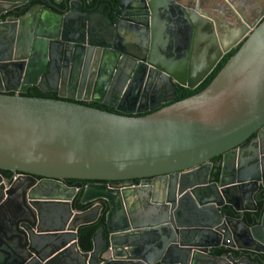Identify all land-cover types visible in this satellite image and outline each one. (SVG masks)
Returning a JSON list of instances; mask_svg holds the SVG:
<instances>
[{
	"label": "water",
	"instance_id": "water-1",
	"mask_svg": "<svg viewBox=\"0 0 264 264\" xmlns=\"http://www.w3.org/2000/svg\"><path fill=\"white\" fill-rule=\"evenodd\" d=\"M113 1V21L103 13L87 33L81 14L83 21L67 26V51L76 48L67 65L74 99L101 102L111 92L116 112L0 93V170L110 182L87 185L79 201H105V228L83 251L78 230L97 220L102 205L73 210L68 200L67 214H54L57 226L43 230L26 214L23 236L6 238L0 264H258L252 260L264 255V0ZM5 7L0 3V14ZM44 9L53 15L45 30H65L58 8ZM30 15L19 22L29 24ZM159 17L166 24L156 26ZM31 20L36 36L45 38L41 17ZM4 27L0 19V32ZM125 36L132 47L145 48L148 38L161 47L124 53ZM34 44L23 50L18 42L0 62H25ZM235 48L203 90L173 101L176 86L196 88ZM201 49L202 66L195 56ZM110 54L135 60L120 81L117 63L108 69ZM55 200L46 203L63 204Z\"/></svg>",
	"mask_w": 264,
	"mask_h": 264
},
{
	"label": "flooded vegetation",
	"instance_id": "flooded-vegetation-1",
	"mask_svg": "<svg viewBox=\"0 0 264 264\" xmlns=\"http://www.w3.org/2000/svg\"><path fill=\"white\" fill-rule=\"evenodd\" d=\"M59 4H55L53 0H0V3L5 7V11L0 14L1 23L6 24V31L4 33L0 32V55L11 54L10 49L15 50V46L19 42L20 45L25 50V46L29 43L34 42L35 46L31 52H29L27 60L25 62H16L15 64H10L9 62H0V93L2 94H18L25 95L35 93L39 94L40 98L47 99H60L70 102H75L90 107L98 108L101 110L116 112L114 106L113 94L111 92H106L101 98V102L94 100H76L75 93H72L69 88L70 79V65H67V54L68 58L76 48H70V53L67 51V36L69 31H67V26L70 24H79L83 21L86 15L87 29L88 25L90 28H98V20L103 13H108L110 19L113 21V9L115 6V1L113 0H60ZM70 5V8L66 7ZM40 5V7H39ZM37 6L39 7L37 9ZM58 8L60 15L65 19V30H58L53 27L51 30H45L44 23L47 20L53 18L52 13L47 12V10H54ZM31 14L30 19L27 23L23 21L19 22V19L24 15ZM36 14V17H41L40 25H42V35L46 38H41L36 36V27L31 26L32 18ZM167 20L163 17L155 19L154 24L159 26L160 24H166ZM171 23V22H170ZM175 25L176 33H182L184 28L180 24L178 19L173 22ZM71 26V25H70ZM95 27V28H94ZM162 27V26H161ZM89 28V29H90ZM173 28V27H172ZM91 30V29H90ZM94 31V30H93ZM56 36V39L49 38ZM49 38V39H47ZM91 39V36H89ZM64 40V41H62ZM125 42L121 46L124 53L131 52L136 55H143L150 49L151 44L154 48L159 49L161 47L160 43L156 39H153V43L150 44V39L146 41V47H139V43L134 47L130 45L132 38H127L125 36ZM10 42H13L12 47ZM127 42H130L127 44ZM145 42L141 40V44ZM126 44V45H125ZM14 45V46H13ZM22 52V51H21ZM68 52V53H67ZM112 62L111 71L113 70L112 64H116L117 69L115 70V79L120 81L124 76L127 75L129 67L133 66L135 60L133 61L128 56L122 58V60L116 61L117 58L110 54ZM119 62V64H118ZM69 67V68H68ZM91 69V64L89 66V71ZM66 71V72H64ZM64 73V76H63ZM108 75H106L107 77ZM28 83L23 85V83ZM26 87L25 92L22 90ZM144 88V83L142 84V89ZM176 86L175 96L173 101H175L177 95ZM113 91V90H112ZM63 94V96H61ZM84 96V94H83ZM164 105V104H163ZM129 108V106H126ZM255 135H252L254 137ZM251 137V138H252ZM264 142V139H263ZM220 157H215L211 159V168H218L221 161ZM26 175L18 171H7L0 170V259L2 256L6 255L4 250L5 240L9 238L14 232H18L19 236H23V231H25L23 225V220L25 215L28 214L29 218L35 223L36 228L43 230L46 228H51L57 226L53 221L63 217L67 214V201L73 210H86L91 207L103 206L102 211L105 209V216L108 212V207L103 200H94L87 204L85 209H80L76 203L78 194H80L79 201L81 199L84 188L90 184H108L110 182L105 181H90V180H80V179H63L62 181L43 178L40 176H35L33 178H25ZM72 180V181H71ZM140 180H133L134 185H138ZM113 183V182H112ZM55 199H62L63 204L59 205L58 208L54 207L53 203ZM41 201V202H40ZM45 202V203H43ZM42 203V205H40ZM82 205V204H81ZM129 206L132 207L131 202ZM37 209H36V208ZM38 207H41L40 214L37 213ZM119 207L114 205V208ZM31 212L33 216L31 215ZM56 214L58 217H54ZM99 215V217L101 216ZM104 216V222H105ZM98 217V218H99ZM56 218V219H54ZM97 218V220H98ZM96 220V221H97ZM95 221V222H96ZM105 226V225H104ZM102 226V227H104ZM101 228V227H100ZM105 228V227H104ZM98 231V230H97ZM96 231V232H97ZM95 232V233H96ZM106 233V231H105ZM98 245L103 246L101 240L97 239ZM215 253V250H213ZM223 253V251H222ZM221 253V254H222ZM228 253V251L226 252ZM73 257L79 258L77 252L72 253ZM218 254V255H221ZM239 256L237 255V258ZM264 259V255L255 256L253 262L262 264L261 261Z\"/></svg>",
	"mask_w": 264,
	"mask_h": 264
},
{
	"label": "trees",
	"instance_id": "trees-1",
	"mask_svg": "<svg viewBox=\"0 0 264 264\" xmlns=\"http://www.w3.org/2000/svg\"><path fill=\"white\" fill-rule=\"evenodd\" d=\"M97 1V0H95ZM94 2V0L92 1ZM237 50V48L232 49L231 51H229L228 53H226L221 60L218 62V64L215 66V68L211 71V73L194 89L189 90L186 88H179L177 89V95L175 98V101L184 99L186 97H189L191 95H194L198 92H200L201 90H203L211 81L212 79L218 74V72L221 70V68L225 65V63L227 62V60L235 53V51ZM28 96L30 97H39V94H28ZM72 181V180H71ZM80 194H78V197L76 199V203L79 206L80 209H85L87 207V205H81L79 203V197ZM229 213H231L230 211H228ZM105 214V209L102 211L101 216L98 218V220L94 223L88 224V225H84L81 226L78 230V244L81 247V249L83 251H90L92 249V237L95 234V232L102 226L105 225L104 222V215ZM249 218V214L247 215ZM247 222H249V219L247 220ZM216 254H221L222 250H215Z\"/></svg>",
	"mask_w": 264,
	"mask_h": 264
},
{
	"label": "crops",
	"instance_id": "crops-1",
	"mask_svg": "<svg viewBox=\"0 0 264 264\" xmlns=\"http://www.w3.org/2000/svg\"><path fill=\"white\" fill-rule=\"evenodd\" d=\"M225 31H226V30H225ZM223 32H224V28H223ZM197 36H198V35H197ZM200 36H201V37H206V34L201 33ZM201 42H202V41H201ZM203 45L206 46V45H207V42L204 41V42H203ZM198 51H199V52H198ZM195 56H196V58H197V61H198L199 64H200V66L205 65V63H206V61H207L206 58L203 57L204 59L201 60V57H202V49H201V51H200V50H196V51H195ZM99 247H100V246H99ZM91 250H92V249H91ZM91 250H90V251H91ZM67 261L70 262L69 259H67Z\"/></svg>",
	"mask_w": 264,
	"mask_h": 264
}]
</instances>
